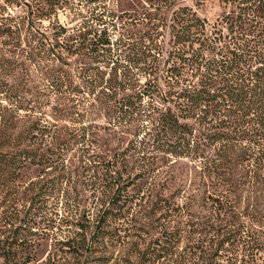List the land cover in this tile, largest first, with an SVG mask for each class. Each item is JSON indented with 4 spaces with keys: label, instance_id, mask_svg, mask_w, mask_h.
Masks as SVG:
<instances>
[{
    "label": "rangeland",
    "instance_id": "rangeland-1",
    "mask_svg": "<svg viewBox=\"0 0 264 264\" xmlns=\"http://www.w3.org/2000/svg\"><path fill=\"white\" fill-rule=\"evenodd\" d=\"M184 6L211 24L227 11L220 0H0V47L16 64L2 78L16 86L21 112L35 113L30 122L56 123L68 140L59 154L48 136L29 147L36 159L51 155L52 166L0 164V264H264V217L252 215L254 205L264 212V198L244 200L250 214L220 211L201 172L182 159L135 179L114 210L112 236L90 244L97 200L113 191L92 160H109L131 137L106 129L90 92L115 73L140 87L158 74L164 85L173 12ZM62 74L67 84L53 85Z\"/></svg>",
    "mask_w": 264,
    "mask_h": 264
},
{
    "label": "trees",
    "instance_id": "trees-1",
    "mask_svg": "<svg viewBox=\"0 0 264 264\" xmlns=\"http://www.w3.org/2000/svg\"><path fill=\"white\" fill-rule=\"evenodd\" d=\"M220 1L227 11L214 24L188 6L174 10L164 85L158 74L140 87L115 73L100 79L90 92L99 102L93 104V114L104 116L106 129L131 135L127 146L109 160L98 154L92 160L104 166L113 191L97 200L99 215L89 220L90 244L112 236L111 220L127 198V187L136 185L135 179L152 178L160 163L169 166L182 159L195 165L206 180L207 198L225 213L250 214L249 206H242L244 200L250 204L264 198V0ZM156 49L159 55L164 51L159 45ZM4 51L0 47V164L13 168L31 159L52 166L51 155L41 153L36 159L29 147L48 136L50 143L55 139L53 153L59 154L68 140H60L58 124L39 120L35 125L30 122L35 113L21 112L16 86L2 78L16 69ZM66 84L65 74L53 83ZM66 133L71 139L76 136L70 129ZM27 140L29 146H23ZM46 147V152L52 150ZM130 157L139 166L136 173ZM255 207L252 215L264 217Z\"/></svg>",
    "mask_w": 264,
    "mask_h": 264
}]
</instances>
